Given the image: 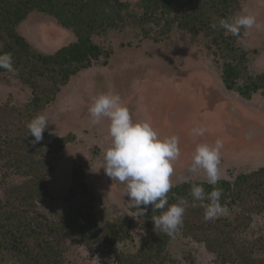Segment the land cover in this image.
Returning <instances> with one entry per match:
<instances>
[{
  "label": "trees",
  "instance_id": "16d2710c",
  "mask_svg": "<svg viewBox=\"0 0 264 264\" xmlns=\"http://www.w3.org/2000/svg\"><path fill=\"white\" fill-rule=\"evenodd\" d=\"M34 12L56 19L76 40L53 53L33 47L19 26ZM239 13L240 0H0V53L12 54L16 78L32 91L23 106L0 105V161L25 177L20 184L0 187V264H66L70 243L100 247L111 256L103 264H181L170 252L179 237L204 244L218 264H264V229L253 227L256 216L264 219V165L233 180L220 179L215 187L222 189L221 204L227 211L213 221H204L202 207L191 206V185L202 184L206 192L213 186L193 179L176 184L168 204L183 197L189 207L183 226L168 236L154 229L152 218L163 210H152L151 205L144 215L133 203L130 214L100 221L97 195L77 167L62 198L64 208L48 214L42 207L56 199L49 185L55 163L77 138L45 131L34 143L27 129L73 77L97 63L109 64L113 51L96 36L130 26L156 41L169 38L174 28L202 38L210 52L224 60L221 77L228 90L247 100L257 94L264 97V71L249 72L247 53L239 44L244 29L236 37L210 27L214 20ZM155 29L158 34H153ZM137 230L142 232L141 247Z\"/></svg>",
  "mask_w": 264,
  "mask_h": 264
},
{
  "label": "rangeland",
  "instance_id": "374dc122",
  "mask_svg": "<svg viewBox=\"0 0 264 264\" xmlns=\"http://www.w3.org/2000/svg\"><path fill=\"white\" fill-rule=\"evenodd\" d=\"M138 1V0H126ZM241 11L253 13L260 28L244 30L239 44L247 53L252 74L264 71V0H240ZM19 31L33 47L53 53L76 40L75 33L51 16L31 13ZM153 34H158L157 29ZM143 29L132 26L111 29L96 40L112 49L109 64L97 63L80 72L62 87L56 100L39 114L48 118L46 132L65 136L73 133L76 141L67 145L55 163L50 189L56 196L42 208L52 216L65 204L63 196L72 184L74 168L82 169L85 179L97 195L96 211L100 221L130 214L126 185L111 180L103 166L111 146L107 118L92 124L88 107L102 92H116L128 108L133 121L147 120L160 137H179L180 156L174 162V185L187 180L206 181L203 170L192 173L190 165L199 143L223 142L221 178L233 180L242 172L264 165V97L246 100L228 90L221 77L223 59L210 52L202 38L174 28L169 38L160 41L143 38ZM32 98L31 89L15 73L0 70V105L23 106ZM203 126V136L192 129ZM53 162V161H52ZM25 177L0 161V187L24 182ZM5 187V188H6ZM5 188L3 190H5ZM253 227L264 229V219L256 216ZM141 247L142 232L135 233ZM170 252L181 264H218L204 244L179 237ZM66 264H103L110 255L98 246L69 244Z\"/></svg>",
  "mask_w": 264,
  "mask_h": 264
},
{
  "label": "clouds",
  "instance_id": "9594fccd",
  "mask_svg": "<svg viewBox=\"0 0 264 264\" xmlns=\"http://www.w3.org/2000/svg\"><path fill=\"white\" fill-rule=\"evenodd\" d=\"M210 27L223 30L225 35L239 37L242 29L260 28L261 25L253 13L245 11L214 20ZM0 69L15 72L11 53H0ZM88 112L92 124H98L104 118L109 121L111 146L105 152L103 166L107 176L126 185L125 195L134 202V207L142 210L139 215H144L149 205L152 210H163L152 218L155 230L168 236L176 234L183 226L189 207V201L183 197L177 203L168 204V193L175 187L172 176L174 162L180 156L179 137L173 134L162 138L149 121H133L116 92H102L95 96ZM48 122L44 114H38L28 122V134L34 137V143L43 139ZM206 131L203 126L192 129L194 136H203ZM222 148L223 142L219 139L214 144H197L189 169L192 173L203 170L206 183L213 186L211 191L206 192L202 184L191 185V206L204 209L205 222L213 221L227 211L221 204L222 189L215 187L221 179ZM184 182L189 181L185 178Z\"/></svg>",
  "mask_w": 264,
  "mask_h": 264
},
{
  "label": "crops",
  "instance_id": "0c3cea01",
  "mask_svg": "<svg viewBox=\"0 0 264 264\" xmlns=\"http://www.w3.org/2000/svg\"><path fill=\"white\" fill-rule=\"evenodd\" d=\"M247 100V99H246Z\"/></svg>",
  "mask_w": 264,
  "mask_h": 264
}]
</instances>
